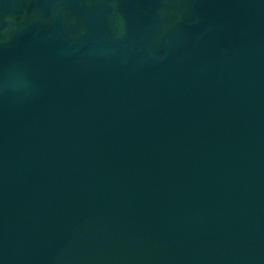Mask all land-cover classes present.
Instances as JSON below:
<instances>
[{
	"label": "water",
	"instance_id": "water-1",
	"mask_svg": "<svg viewBox=\"0 0 264 264\" xmlns=\"http://www.w3.org/2000/svg\"><path fill=\"white\" fill-rule=\"evenodd\" d=\"M0 264H264V0H0Z\"/></svg>",
	"mask_w": 264,
	"mask_h": 264
}]
</instances>
